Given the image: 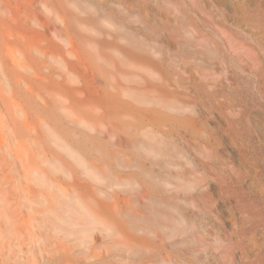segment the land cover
<instances>
[{"label": "bare ground", "instance_id": "1", "mask_svg": "<svg viewBox=\"0 0 264 264\" xmlns=\"http://www.w3.org/2000/svg\"><path fill=\"white\" fill-rule=\"evenodd\" d=\"M262 6L263 0H0L2 14L44 30L22 45L50 77L33 79L32 64L16 47L30 94L0 61L1 90L12 86L21 97L9 109L12 133L28 148L55 153L39 180L59 186L72 215L84 228L104 231L120 253L143 256L140 247H148L154 264H185L173 254L185 245L196 261L205 255L199 247L222 235L223 204L238 215L215 247L217 264L235 249L241 264H264L257 204L264 196L252 194L264 183V143L246 123L253 110L242 79L247 72L264 90V58L245 51L236 34L264 20Z\"/></svg>", "mask_w": 264, "mask_h": 264}, {"label": "rangeland", "instance_id": "2", "mask_svg": "<svg viewBox=\"0 0 264 264\" xmlns=\"http://www.w3.org/2000/svg\"><path fill=\"white\" fill-rule=\"evenodd\" d=\"M260 13L264 19V6L261 7ZM16 25L18 26L16 27ZM38 27L39 25L34 22L20 21L15 17L9 18L0 12V43L4 42V45H0L2 46V48L0 47L2 51H0V61H4V66H7H5L7 73H14V81H22L23 88L30 94L31 92L33 94L34 91L30 83V76L18 69L19 61L15 51L19 47V49H23V54L26 53V59L30 62L28 63L32 64L31 76L33 79L50 80V77L41 71L40 64L28 58L27 49L22 45H27L31 38L37 41L44 37V30ZM236 34L240 41L245 40L243 44L245 51L260 54L264 58V20H255L252 27L237 28ZM47 38L49 40V37ZM18 42L20 44L16 45ZM12 53L16 56H14L15 60L12 59ZM8 67L12 71L7 69ZM242 79L245 83V98L249 103L251 102L253 110L247 115L246 123L253 137L259 138L264 143V122L261 121L264 116L263 85L260 84V88L257 80L247 72L243 73ZM255 80L256 82H254ZM8 87L9 85L3 90L0 88V96H6L4 99L0 97V264H124L123 262H126L125 264H154L148 257V247H140L141 253H146V256L136 254L132 256L127 252L120 253L115 241L105 235L104 231L84 228L78 221V217L72 215L73 206L68 205L65 201L61 188L55 186L51 181L45 184L41 183L39 174L42 169L48 167L49 159L54 157L55 153L43 147L37 151L36 145L32 143L28 144L30 147L28 148L24 140H20L12 133L9 113L13 112L12 105L17 103L21 97L14 89H11L12 86ZM14 95L15 97H13ZM6 99H9V102ZM26 123L29 127L34 128L35 122L31 121V118L27 119ZM51 143L54 144L53 141ZM55 146L57 147V145ZM55 146H53L54 150L59 151V148ZM32 151L34 154L31 153ZM50 174L55 180L58 179L55 171ZM251 184L253 183L251 182ZM251 184L249 183L250 186ZM258 184L255 185L257 188L252 194L258 197L264 196L261 193L264 192V183ZM260 190L261 192H259ZM257 204L262 208L260 215H264V205L259 202ZM219 207L221 210L217 212L219 214L217 224L220 225L223 232H221L222 235L217 234L212 238L208 245L199 247V251L205 252V255L195 261V258L188 252L187 246L181 245L174 248V258L185 264H217L216 255L220 252L215 247L224 243L220 237L224 236L225 231L231 232L235 228L234 217L238 215V210H231L227 205L221 204ZM258 237L264 240V231ZM246 242L250 247L255 243L251 238H247ZM224 257L220 258L221 262L225 260L222 264H241L239 249H235L233 258L228 256L229 258L225 259Z\"/></svg>", "mask_w": 264, "mask_h": 264}]
</instances>
